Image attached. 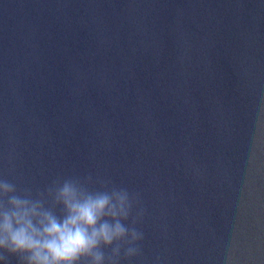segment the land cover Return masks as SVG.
Returning <instances> with one entry per match:
<instances>
[{
	"label": "water",
	"instance_id": "95a60500",
	"mask_svg": "<svg viewBox=\"0 0 264 264\" xmlns=\"http://www.w3.org/2000/svg\"><path fill=\"white\" fill-rule=\"evenodd\" d=\"M88 176L130 264H264V0H0V178Z\"/></svg>",
	"mask_w": 264,
	"mask_h": 264
},
{
	"label": "clouds",
	"instance_id": "9594fccd",
	"mask_svg": "<svg viewBox=\"0 0 264 264\" xmlns=\"http://www.w3.org/2000/svg\"><path fill=\"white\" fill-rule=\"evenodd\" d=\"M139 204L138 194L91 176L35 194L0 178V264H130L142 255Z\"/></svg>",
	"mask_w": 264,
	"mask_h": 264
}]
</instances>
